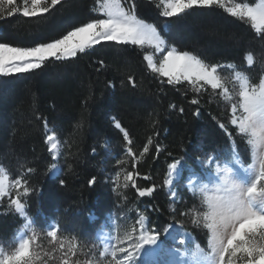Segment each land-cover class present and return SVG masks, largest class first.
Returning <instances> with one entry per match:
<instances>
[{
    "label": "trees",
    "instance_id": "obj_1",
    "mask_svg": "<svg viewBox=\"0 0 264 264\" xmlns=\"http://www.w3.org/2000/svg\"><path fill=\"white\" fill-rule=\"evenodd\" d=\"M236 1L253 5L257 0ZM99 2L62 0L40 16L5 15L0 18V42L31 47L61 38L100 18ZM136 3L137 15L155 24L169 46L208 64L233 65L245 71L252 84L262 79L264 38L249 21L232 17L219 6L166 18L158 7L160 0ZM146 53L140 46L102 42L74 58L49 60L42 69L0 76V165L12 182L17 178L27 182L30 191L21 199L43 233L39 238L43 246H55L46 235V228L55 223V242L74 245L78 257L95 250L99 255L96 233L109 214L119 219L125 214L134 222L144 215L149 228L162 237L168 225L182 222L184 211L180 202L176 208L171 206L164 183L168 165L181 159L185 170L195 168L197 160L210 154L228 161L234 151L246 148V141L228 122L229 113L218 92L206 85L197 92L187 82L162 84L167 78L152 72L144 60ZM247 55L255 59L252 66H247ZM193 99L199 104H191ZM197 108L199 116L194 115ZM116 121L129 132L131 145L115 127ZM48 129L60 142V173L55 179L49 171L55 160L46 139ZM145 146L149 151L140 156ZM127 147H132L138 160L127 156ZM128 171L140 173L137 187L155 185L153 194L139 197L130 183L128 188H117V175L123 185ZM93 176L96 183L89 186ZM179 191L181 199H194L186 189ZM15 194L13 188L9 198L0 201V240L12 239L23 222L8 207ZM189 230L198 237L196 229Z\"/></svg>",
    "mask_w": 264,
    "mask_h": 264
},
{
    "label": "snow or ice",
    "instance_id": "obj_2",
    "mask_svg": "<svg viewBox=\"0 0 264 264\" xmlns=\"http://www.w3.org/2000/svg\"><path fill=\"white\" fill-rule=\"evenodd\" d=\"M61 2L62 0H23L22 5H18L16 0H0V18L5 15L13 16L16 13H22L24 17L40 16L49 13ZM213 6L223 8L232 17L247 19L255 31L264 38V0H259L255 5L232 4L231 0H160L158 5L162 7L161 15L166 18L177 17L189 9ZM136 9V0H125L123 3L122 0H105L101 8L104 18L83 23L61 38L31 47H14L9 43L0 42V76L33 72L42 69L49 60L65 61L74 58L78 53H84L86 49H91L102 42H115L118 45L141 48L149 46L155 52H164L166 42L157 26L141 19ZM247 59L249 64L253 62L251 56ZM144 60L153 73L167 78L166 81L161 80L162 84L175 86L187 82L197 92L205 85H209L213 90H220L224 101H232L227 83L218 72L220 64L205 63L198 56L188 51H178L175 47L167 50L166 55L159 62L152 53L145 54ZM128 80L132 81V77L129 76ZM236 80L239 81V100L231 103L230 123L238 128L239 133L249 137L248 144L254 149L258 166L255 168L252 181L245 183L240 178L242 174L232 166L231 160L224 164L216 163L219 158L210 154L206 160L200 161L206 166L215 164L214 168L206 167V170L212 171L215 180L210 187L206 184L200 189L206 211L193 215L192 222L198 226L203 225L209 233L207 249L196 246L195 264H264V79L258 84H251L247 77L237 73ZM132 84L135 87V81H132ZM191 104L197 105L199 101L193 99ZM180 111L183 112L184 109L181 108ZM194 115H200L199 108ZM115 127L120 129L124 140L131 145L129 132L121 127L119 121H116ZM219 127L225 132L228 131L223 123H220ZM46 139L50 144V151L53 153L58 151L55 133L48 135ZM148 144H152L151 139L148 140ZM148 151L149 148L145 146L140 156ZM126 154L133 161L139 159L132 147H127ZM118 163L124 164L126 161L119 160ZM185 166L181 159L169 164L165 185L172 186L174 178L180 176ZM53 169L55 171H52ZM28 171L32 172L33 169L29 168ZM49 171H52L53 179L60 172L55 164ZM249 171L250 169L245 168L243 174ZM139 176V172L128 171L124 177L125 182L121 185L118 174L116 187L128 188L130 183L139 197L151 196L156 186L137 187L136 178ZM144 179L148 180L150 177L145 176ZM7 181V175H0V198L10 196L11 189H16L15 197L10 199V206L20 217L28 221L24 227L29 232L22 235L10 250L0 247V264H47L44 258L49 257L51 252L43 251L41 246L35 243L40 234L33 227L35 221L28 218L26 202L21 199L30 191L25 186L27 182L20 178L15 179L11 184ZM95 183L96 177L93 176L88 184L91 186ZM60 184L63 185L64 181L61 180ZM170 195L175 198L177 192L171 191ZM146 221L147 217L140 215L122 235L117 232L111 249L105 245L100 254L102 257L110 255L111 259L102 260L99 264H137L142 254L160 248L163 244L160 239L161 233L150 229ZM168 228L175 230L173 225H169ZM165 234L166 238L170 235L167 229ZM46 235L51 237L52 241H57V230L54 226L46 232ZM180 243L185 242L181 240ZM63 247L64 245L60 244V248ZM175 252L178 253L179 250L176 249ZM64 264H68L67 260ZM87 264L93 262L88 261Z\"/></svg>",
    "mask_w": 264,
    "mask_h": 264
},
{
    "label": "rangeland",
    "instance_id": "obj_3",
    "mask_svg": "<svg viewBox=\"0 0 264 264\" xmlns=\"http://www.w3.org/2000/svg\"><path fill=\"white\" fill-rule=\"evenodd\" d=\"M123 1L125 0H122V3ZM258 2L259 0H257L256 3ZM22 3H23V0H20L19 5H22ZM104 3H105V0H100L98 7H97V12L99 13L100 18H104L103 13L101 11L102 5ZM231 3L235 4V3H241V2H238L236 0H231ZM244 20H247V19H244ZM164 40L166 42V47H165L164 52H155L149 46L143 47L147 53L153 54L157 62H159L163 58V56L166 55L167 50H169L172 47V46H169L166 39ZM248 56L252 57L253 62L251 64L248 63V59H247ZM254 61L255 59L253 55H247L246 57L247 66H252L254 64ZM218 72L221 75V77L224 79V81H226L227 83V87L229 88V93L232 96V101L231 102L224 101L223 97L220 95V90L217 89L214 91L218 92L219 98L223 100V104L226 106L228 113H229L228 122L230 123L231 103L238 102L239 100V96H238L239 81L236 80V74L240 73L242 76L247 77L249 82L252 84L251 77L245 71H241L235 68L233 65H229V64L221 65V67L218 69ZM262 79H264V75L262 76ZM206 86L211 88V86L209 85H206ZM237 114L239 115V112ZM236 129H237V133L239 137L243 138L246 141V148H242V150L239 152L234 151L231 157L232 166L235 167L237 171L242 174L240 178L243 179L245 183H250L253 179L255 168L258 166V161L254 154V149L252 145L248 144L249 137L245 134L239 133V130L237 127ZM52 133L53 131L51 129H48V135ZM56 140L58 142V151H56L55 153L51 151V153L55 160L56 168L60 170V166L58 165V160H59V155H60V142L57 136H56ZM206 159L207 157H205L204 159L202 158V159L197 160L198 164L196 165L195 168H187L186 170L185 168H183L181 170L180 176L174 178L173 185L172 186L167 185L169 195L171 191L177 192V196L175 198H172L170 195L171 206L173 208H176V205L179 202L181 203V208L184 210L182 213L183 220L180 224L179 223L170 224L174 226L175 230L169 229L168 228L169 225H168L165 228V230L167 229V232L170 233V235H167V238H166V234L164 230L163 236L160 237L161 241H163V244L161 245V247L155 250H149L146 254H142L140 258L137 260V264H195V261L197 259L195 255L196 246L199 245V247L207 249V241H208V235H209L208 230L205 229L203 225L198 226L192 222L194 213L202 214L204 211H206V206L204 204L203 196L200 192V189L204 187L206 184L210 187L212 182L215 180V176L213 175L212 171L206 170V167L214 168L215 164H208L206 166L200 163L201 160H206ZM228 161L217 159L216 163L224 164V163H227ZM245 168L250 169V171L247 174H243V169ZM52 171H55V169H53ZM52 171H51V174H52ZM0 175H7L8 176L7 183L9 184L12 183L7 173V170L2 165H0ZM180 188L186 189L187 192L194 199L191 201L187 198L184 200L181 199V194L179 191ZM12 190L13 188L11 189V191ZM5 197L9 198V196H5ZM5 197L0 198V201L4 199ZM8 207L13 209L10 206V201L8 203ZM21 218L23 222L18 227L15 236L8 241L0 240V247H4L5 249L10 250L12 247L16 245V243L18 242V239L22 235L29 232V230L24 227L25 223H27L28 221L25 220V218L23 217ZM28 218L32 220L29 215H28ZM134 223L135 222L128 219L125 214H122L120 219L115 217V215L113 214H109L106 217V219L103 221L101 227L98 229L96 233V238H97L98 245H99L98 247L100 249L99 255L96 253V250H95L89 255H85V256L83 255L79 257L75 256L76 254L73 255V251H75L76 253V249L75 248L73 249V247L67 244V242L65 241L64 242L66 244L61 243L64 245L63 249H61L60 244L55 241H54L55 246L53 247L43 246L39 242L40 236L43 235L42 231L38 229L34 224H33V227L40 234L37 240L35 241V243L39 244L43 251L51 252V255L49 257L44 258L47 264H64L65 260H67L68 264H77V262H79V264H87L88 261H92L93 264H99V262L102 260L111 259L110 255L107 257H102L100 255L101 252H103L104 250V246L107 245L109 249H111L112 243L114 242L113 238L117 235V232H119V234L122 235L124 230L129 228ZM146 223L148 224V219ZM53 226L57 230V225L55 223H51L46 228V232L48 230H51ZM189 228L196 229L198 232V237L194 235L189 230ZM181 240H183L185 243L181 244L180 243ZM176 249L179 250L178 253L175 252Z\"/></svg>",
    "mask_w": 264,
    "mask_h": 264
}]
</instances>
